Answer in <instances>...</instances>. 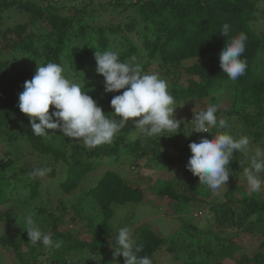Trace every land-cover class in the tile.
<instances>
[{
  "label": "trees",
  "instance_id": "1",
  "mask_svg": "<svg viewBox=\"0 0 264 264\" xmlns=\"http://www.w3.org/2000/svg\"><path fill=\"white\" fill-rule=\"evenodd\" d=\"M261 2L0 0V137L9 138L12 141L10 147L20 138L36 153L54 157L65 167L59 187L67 194L77 190L88 174L102 166L101 158L106 155L111 162L127 163L130 161L127 159H132L137 165L141 164L140 160L148 159L152 164L172 172L176 166L177 170L181 168L182 177L180 175L169 182L159 178L151 190L170 203L175 201L178 210L189 209L195 201L201 200L200 192L196 190L199 178L186 167L191 157L189 145L201 136L214 138L219 133L218 127L210 129L209 133H195V125L191 122L194 114L215 104L218 119L226 115L237 124H243L245 130L257 128L264 119V33L258 35L255 30L260 19L258 15L264 19V9L259 7ZM225 23L230 26L229 37L239 33L247 36L242 59L247 60L248 67L245 75L235 82L228 79L219 66V53L228 39L219 33ZM74 41L79 42L83 49L69 58L65 51ZM102 49L117 52L121 62L138 65L146 73H156L160 66L157 72L168 81V90L174 97L173 107L197 106L190 119L181 120L178 134L162 133L164 136L160 138L141 134V138L130 141V120L111 143L87 148L82 140L63 137L58 130L51 139L32 133L29 118L18 108V97L24 90L25 82L34 77L37 66L54 62L64 69L69 67L74 76H78L96 68L94 53ZM192 59L196 61L187 65L186 62ZM183 75L188 76L186 83L180 82ZM104 83L103 76L96 73L91 82H85L80 87L105 114H110L114 111L110 106L111 99L122 92L105 93ZM223 88L231 93V107L225 110L219 107L221 99L215 97ZM186 127H192L186 149H181L178 156L167 153L165 145L171 138L183 137ZM15 129L18 130L17 136L12 133ZM228 133L234 135L237 132L234 128ZM254 135L257 139L262 138L258 129ZM243 160L233 157L228 166L231 176L241 173L248 166L249 162L243 163ZM55 176V171H51L43 181L47 182ZM10 184L9 178L0 170V204L12 200L15 189L12 190ZM42 186V178L32 180L30 198L39 195ZM81 193L77 204L66 207L67 203L61 199L60 206L65 211L59 215L49 213V218L45 216L38 223L43 231L50 230L53 239L63 241L59 249L45 247L39 242L33 245L24 231L23 216L10 210L6 216L0 217L7 225L6 232L0 236V244L13 250L18 264H82L80 261L72 262L71 251L98 245L102 247L100 252L105 264H123V256L114 258L112 247L118 234L112 223L114 206L141 203L144 190L133 187L118 172L108 171ZM233 193L231 187L224 193L222 201L210 206L217 228L209 234L214 235L221 228L233 229L231 238L222 239L214 235L218 243L211 239L202 244L195 242L200 257L197 259V253L191 251L188 260L182 261V264H227L225 261L228 259L234 264H264V199L253 194L237 199ZM42 212L47 211L41 210L43 216ZM66 218L74 223L85 220V227L88 226L87 230L92 233L78 235L64 228ZM22 223L23 229L15 232ZM187 233L193 234L191 231ZM248 235L256 241H246ZM134 238L143 245L139 255L148 256L151 260L157 253L172 254L178 258L181 251L189 249V245L178 248L177 241L172 239L171 246L164 253L162 247L167 244V237L149 225L138 227ZM250 242L253 244H248ZM255 243L258 246H254ZM245 249L248 251L245 252ZM239 250L242 251L239 253ZM238 254L241 255L238 257Z\"/></svg>",
  "mask_w": 264,
  "mask_h": 264
},
{
  "label": "clouds",
  "instance_id": "2",
  "mask_svg": "<svg viewBox=\"0 0 264 264\" xmlns=\"http://www.w3.org/2000/svg\"><path fill=\"white\" fill-rule=\"evenodd\" d=\"M230 26L225 23L219 32L227 37V42L219 53V66L228 79L235 82L245 75L247 60L242 59L246 50L247 36L239 33L229 37ZM96 73L103 76L105 93L119 92L111 99L114 110L105 114L93 98L80 85L68 79L65 69L58 63L48 62L37 66L34 77L24 84L19 94L18 108L26 115L35 136L51 139L56 130L63 137L82 140L87 148H95L111 143L117 133L132 120L136 131L146 137H161L162 133H172L180 128L181 120L174 116V97L169 92L168 81L158 73H146L138 65L121 62L115 51L96 50ZM50 107L53 111L50 113ZM218 107L209 105L194 114L191 121L195 133H209L210 129L227 128L225 119H218ZM138 118V119H137ZM50 130H52L50 132ZM173 136V135H172ZM171 137V136H170ZM250 140L247 136L239 139L224 132L214 138H202L190 143L191 157L186 165L199 183L213 193L226 187L229 180V163L234 152H247ZM50 172L47 167L33 169L29 175L44 178ZM248 188L253 192L264 189V150L257 149L243 169ZM24 228L29 241L48 248L59 249L63 241L53 239L51 232L42 231L32 215L24 217ZM114 258L123 256V264H152L148 256H140L143 245L138 244L130 227H121L112 244Z\"/></svg>",
  "mask_w": 264,
  "mask_h": 264
},
{
  "label": "rangeland",
  "instance_id": "3",
  "mask_svg": "<svg viewBox=\"0 0 264 264\" xmlns=\"http://www.w3.org/2000/svg\"><path fill=\"white\" fill-rule=\"evenodd\" d=\"M260 9H264V0L259 4ZM259 16V21L255 25V30L258 35H262L264 33V19L263 16ZM21 22V19H18ZM96 44V43H94ZM94 48V47H93ZM83 49L82 45L76 41H74L73 45L67 47L65 54L70 58L76 54L74 52ZM96 49H99L96 47ZM98 51H104L98 50ZM196 60H188L186 62L187 65L193 64ZM71 67V65L69 64ZM160 67V66H159ZM159 67H157L156 73ZM185 67H183L184 70ZM182 70V68H181ZM180 70V71H181ZM65 76L73 80L82 86L85 82H91L93 80L94 75L96 74V68H90L79 74L78 76H74L72 70L69 67L65 68L64 72ZM187 75H183L180 79L181 83H186ZM229 87V86H228ZM119 92H123L120 90ZM215 97L220 101L221 108L228 109L231 107V93L227 91V89L223 88L219 90ZM207 102V101H205ZM176 108L174 112V116L177 120L182 119H190L193 113L196 111L197 106H174ZM228 116H224L223 119L226 120L228 127L224 129H220L218 127L219 133L229 132L235 128V133L232 135L234 138L239 139L242 136H247L250 140L249 150L247 152H234L233 157L245 159L243 163L249 162V158L255 153V151L259 148L264 150V119L260 121V124L257 128H252L249 130H245L243 124H237L234 119H228ZM138 119V118H137ZM130 130L128 134V139L130 141L136 140L137 138H141V134L139 131H136L134 121L131 122V125L128 127ZM258 129L262 134L261 139H257L254 135L255 131ZM192 131V127H186L185 134H182L181 138H171V140L165 145V151L169 154L173 153L175 156L180 152L181 149H186L185 147L188 145V137ZM12 133L17 136L18 130H13ZM178 134L179 132L176 130L173 132ZM204 137H200L193 142H198L200 139ZM13 140V139H12ZM21 139L18 138L13 146L10 147L9 138L0 137V170L9 178L11 182L12 190L15 189V193L11 201L0 204V217L6 216L9 213V210L14 212L16 215H22L23 218L26 215H32L33 219L36 221L38 225L39 222L43 220V218L50 217L49 213H53L55 215H59L61 212L65 211L62 206H60V200H64L68 207L69 205L77 204L79 198L81 197V191L86 190L88 187L94 185L101 176H103L108 171H116L120 175H122L133 187H139L144 190V198L141 203L135 204L130 203L125 206L115 205V216L112 221L114 228L118 230L121 227H130L133 229V235L135 230L138 227L143 225H149L153 229H156L159 233H161L165 238L167 237V244L162 247L163 252L166 253V248L171 246V240H176L177 247H183L189 245V249L187 252L181 251L178 255V258H175L172 254L163 255L162 253H157L155 258L152 260V264H182V261L188 260L189 252L193 251L197 253L196 258L200 257V250L197 248L195 242H200L202 244L205 240H213V242L218 243L216 237L220 238H231L233 234V229L229 230L227 228H221L214 233V235H210V232H214V229L217 228L216 218L212 215L210 211L211 203H218L224 199V193H226L231 187L233 188V196L237 199H240L244 195L253 194L259 198L264 199V189L259 192L251 191L244 177V172L231 176L226 184V187H222L218 193H213L209 188H207L203 184H199V187L196 186V190L200 192L199 196L201 198L200 201H195L194 204L190 206V210L186 209L184 211L178 210V205L175 201L170 203L166 198H160L157 194L151 190V187L156 186L159 178L162 180L169 182L173 180L175 177H180L181 168L177 170V167L174 166V171L165 170L160 168L159 165L152 164V162L148 159L140 160L139 165L134 164L132 159L129 162H111L109 161V156L106 155L103 159V162L100 164L102 166L98 167L90 174H88L87 178L83 181L80 187L71 192L64 193L59 187L60 177L65 175V167L60 163L56 162L54 157L44 156L36 153L32 148L27 147ZM114 140V139H113ZM192 142V143H193ZM7 151L10 153L8 154ZM191 154V151L189 152ZM8 154V155H7ZM185 155H188L185 153ZM178 156V155H177ZM190 156V155H189ZM121 160V158H120ZM139 162V161H138ZM47 167L51 171H55L56 176L54 179H49L47 182H44V178H42L43 186L42 192L37 195L35 198H30V184L31 181L34 180L29 173L35 167ZM135 167V168H134ZM178 167H182L178 166ZM49 173V172H48ZM48 173L46 176H48ZM261 175L264 178L263 174ZM182 177V175H181ZM10 190V188H8ZM46 210L47 212L41 214V210ZM66 222L63 223V227L71 230L74 233L86 234L92 233L88 229V226L85 220L81 219L79 222H72L67 219ZM39 226V225H38ZM40 227V226H39ZM194 227L193 229H191ZM7 229V225L1 221L0 219V236H2ZM23 229V223L19 225V227L15 230V232ZM42 230V229H41ZM208 230V231H207ZM14 231V229H13ZM43 231V230H42ZM187 231L193 232L192 235L188 234ZM46 232H50L46 231ZM244 236V235H243ZM248 240H253V236L248 235ZM253 244V243H248ZM254 246H258V243H255ZM25 249H27L25 247ZM102 247L96 246L94 248L84 247L82 251L72 250L69 254L72 262L80 261L82 264H105L104 256L101 254ZM47 251V249H46ZM242 250H239V253ZM245 252L248 250L245 249ZM241 254H238L239 257ZM227 264H234L232 260H226ZM0 264H18L17 258L13 253L11 248H5L0 244ZM118 264V263H117Z\"/></svg>",
  "mask_w": 264,
  "mask_h": 264
}]
</instances>
